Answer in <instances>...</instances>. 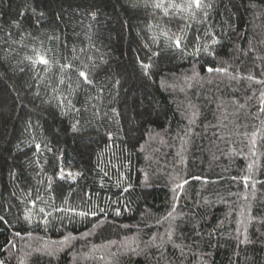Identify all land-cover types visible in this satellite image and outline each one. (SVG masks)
<instances>
[{
  "label": "trees",
  "instance_id": "1",
  "mask_svg": "<svg viewBox=\"0 0 264 264\" xmlns=\"http://www.w3.org/2000/svg\"><path fill=\"white\" fill-rule=\"evenodd\" d=\"M200 2L0 0V264H264V0Z\"/></svg>",
  "mask_w": 264,
  "mask_h": 264
},
{
  "label": "snow or ice",
  "instance_id": "2",
  "mask_svg": "<svg viewBox=\"0 0 264 264\" xmlns=\"http://www.w3.org/2000/svg\"><path fill=\"white\" fill-rule=\"evenodd\" d=\"M192 2H193V4H195V6H196L197 8H199V7L202 6L200 0H192ZM179 44H180V42L177 41V42H176V46L179 47ZM42 62L46 63V61H43V60H42ZM216 70H217V71H221V69H216ZM208 71L211 72V71H213V69L209 68ZM80 76H81V77H84V78H85V81L87 82V76H86V74H85L84 72H81V73H80ZM37 148H39V145H37ZM185 183H186V181H185ZM178 187H180V186H178ZM117 214H119V213H117ZM0 219H2V218H0Z\"/></svg>",
  "mask_w": 264,
  "mask_h": 264
}]
</instances>
